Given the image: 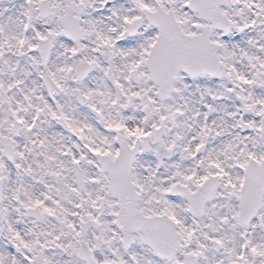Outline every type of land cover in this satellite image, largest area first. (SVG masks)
<instances>
[{
    "label": "snow or ice",
    "instance_id": "snow-or-ice-1",
    "mask_svg": "<svg viewBox=\"0 0 264 264\" xmlns=\"http://www.w3.org/2000/svg\"><path fill=\"white\" fill-rule=\"evenodd\" d=\"M0 264H264V0H0Z\"/></svg>",
    "mask_w": 264,
    "mask_h": 264
}]
</instances>
